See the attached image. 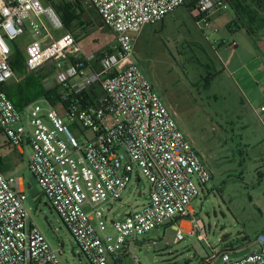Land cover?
Returning <instances> with one entry per match:
<instances>
[{
  "label": "built area",
  "instance_id": "obj_1",
  "mask_svg": "<svg viewBox=\"0 0 264 264\" xmlns=\"http://www.w3.org/2000/svg\"><path fill=\"white\" fill-rule=\"evenodd\" d=\"M85 1L115 36L99 56L81 53L50 4L0 0L1 132L14 148H30L29 172L89 264H119L126 255L137 261L131 249L136 237L164 226L175 231V243L186 236L207 243L191 203L211 173L134 60L143 28L160 23L185 0ZM227 10L223 0H197L189 12L216 32L212 16ZM26 31L31 41L23 52L24 76L49 64L42 87L60 88L54 105L42 98L45 108L34 101L17 109L2 88L16 78L9 44ZM142 180L145 203L112 218L109 233L113 204L132 181ZM24 201L22 179L0 170V264H60ZM253 244L237 259L229 248L209 246L212 255L197 264H264V234Z\"/></svg>",
  "mask_w": 264,
  "mask_h": 264
},
{
  "label": "rangeland",
  "instance_id": "obj_2",
  "mask_svg": "<svg viewBox=\"0 0 264 264\" xmlns=\"http://www.w3.org/2000/svg\"><path fill=\"white\" fill-rule=\"evenodd\" d=\"M194 1L185 0L162 23L145 26L135 43L134 60L211 173L191 203L195 217L205 226L207 243L187 236L175 243V231L170 226L159 227L136 237L131 249L137 261L126 255L119 264H197L212 255L211 248H229L230 257L237 259L247 255L255 247V238L264 234V114L260 111L264 81H259L263 72L256 59L261 53L242 29L234 35L228 32L226 26L233 18L230 10L212 16L216 32L203 28L186 7ZM82 4L85 13L71 33L84 56H99L114 45L115 36L90 4L85 0ZM29 36L22 35L14 44L23 50ZM221 42L223 46L218 45ZM233 44L237 53L231 70L238 66L237 57L250 62V69L232 75L223 63ZM40 71L47 73L49 64ZM36 102L45 108L44 99ZM26 150L29 154L30 148ZM18 168L25 208L56 250L59 263L89 264L34 176L23 163ZM146 199V181H132L121 200L113 204L107 231L112 233V218L140 207Z\"/></svg>",
  "mask_w": 264,
  "mask_h": 264
},
{
  "label": "trees",
  "instance_id": "obj_3",
  "mask_svg": "<svg viewBox=\"0 0 264 264\" xmlns=\"http://www.w3.org/2000/svg\"><path fill=\"white\" fill-rule=\"evenodd\" d=\"M233 14V18L227 25L230 29H242L246 36L257 43L264 40V0H223ZM50 6L60 17L65 32L71 30L79 24V20L85 13L82 0H49ZM197 1L186 5L190 9ZM185 5V2L184 4ZM163 20L160 22L162 23ZM103 25V24H102ZM12 71L20 80H11L3 85V90L15 108L22 109L27 104L45 98L51 105L56 103L60 97V88L45 90L41 81L47 73L41 71L25 75L24 56L21 48L15 44L12 46V54L9 58ZM36 74V75H35ZM0 133L1 130H0Z\"/></svg>",
  "mask_w": 264,
  "mask_h": 264
},
{
  "label": "crops",
  "instance_id": "obj_4",
  "mask_svg": "<svg viewBox=\"0 0 264 264\" xmlns=\"http://www.w3.org/2000/svg\"><path fill=\"white\" fill-rule=\"evenodd\" d=\"M223 13H225V12H223ZM227 30L231 35H234V33L237 32L239 29H230L229 30L227 28ZM25 34L29 35V32L26 31ZM29 39H30L29 41H31L30 36H29ZM223 44H224V42L218 43L219 46H223ZM257 47L261 53L260 56L257 55V57H256L257 62H260V64H258V69L260 68V70H262V72H263L259 81H264V40L263 39L257 42ZM24 48H23V50L21 49L23 52H24ZM236 53H237V49H236L235 45L233 44L230 57L226 61H224V63H223V65L226 67L227 70H231V67H233L232 60H233V56H235ZM240 59H241L240 57H237L236 60H237L238 66L234 69L232 68V70L230 71V74H232V75L236 74V73L238 74V72H240V70L245 69V68H246V70L250 69V62L247 63V62H244L242 59L241 60ZM22 77H19V78L16 77L14 80L18 81ZM262 113L264 114V112H262ZM262 113L259 115H262ZM26 148H27V146H25L23 149L14 148L10 144V142L7 140V138L3 135V133H0V170L4 175L16 176V177L21 178L17 174V171H18V169H19L18 167L20 166L21 163H23L24 166L27 167L28 155L30 153L29 154L27 153Z\"/></svg>",
  "mask_w": 264,
  "mask_h": 264
}]
</instances>
